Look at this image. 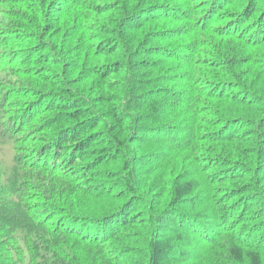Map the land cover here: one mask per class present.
I'll use <instances>...</instances> for the list:
<instances>
[{
	"label": "trees",
	"instance_id": "trees-1",
	"mask_svg": "<svg viewBox=\"0 0 264 264\" xmlns=\"http://www.w3.org/2000/svg\"><path fill=\"white\" fill-rule=\"evenodd\" d=\"M264 264V0H0V264Z\"/></svg>",
	"mask_w": 264,
	"mask_h": 264
},
{
	"label": "rangeland",
	"instance_id": "rangeland-1",
	"mask_svg": "<svg viewBox=\"0 0 264 264\" xmlns=\"http://www.w3.org/2000/svg\"><path fill=\"white\" fill-rule=\"evenodd\" d=\"M192 264V262H190Z\"/></svg>",
	"mask_w": 264,
	"mask_h": 264
}]
</instances>
